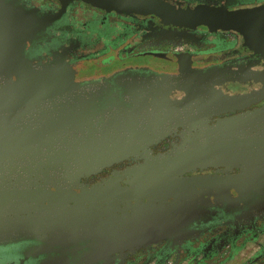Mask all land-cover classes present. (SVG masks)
I'll list each match as a JSON object with an SVG mask.
<instances>
[{"label": "flooded vegetation", "instance_id": "flooded-vegetation-1", "mask_svg": "<svg viewBox=\"0 0 264 264\" xmlns=\"http://www.w3.org/2000/svg\"><path fill=\"white\" fill-rule=\"evenodd\" d=\"M135 119L165 134L69 177ZM263 227L264 0H0V264H264Z\"/></svg>", "mask_w": 264, "mask_h": 264}, {"label": "water", "instance_id": "water-1", "mask_svg": "<svg viewBox=\"0 0 264 264\" xmlns=\"http://www.w3.org/2000/svg\"><path fill=\"white\" fill-rule=\"evenodd\" d=\"M186 84H184V87H199V83H193L189 84L188 80L190 79L189 75H186L185 77ZM194 79H201L199 76H194ZM212 85V84H211ZM210 84L205 83V86L203 88V93H212V86ZM172 86V84L167 85L165 88L166 91L162 93H166L169 88ZM211 88V89H210ZM136 88H133V93L137 95L138 93L136 92ZM218 94V93H217ZM94 95V94H91ZM217 96V99L212 101L213 105L216 106L218 104H237V102L240 103L242 99H244L242 96H227L219 93ZM242 102V101H241ZM248 101H243V105L246 104ZM117 111H121L122 109L117 108ZM125 124V123H124ZM126 125V124H125ZM116 131L113 132L112 136H115V144H111L110 146H105L104 148H99L96 151V154L92 155V157H88V160L84 163L83 168H73L72 166L69 165V177H73L77 179L78 175L84 170L86 172L89 171H94L93 168H97L100 165H104L108 162L111 161H117L120 158L125 157L128 154L138 152L141 148L144 146L147 147L150 143L154 141V139H158L159 137L163 136L165 133L164 132H152V133H146V131H143L140 129L136 119L131 125L127 126V130L130 132L128 135H126L122 130L120 125H116ZM103 139V135L99 136V140ZM196 142L195 144H193ZM187 143L192 144L194 146H199L196 140L192 141H187ZM68 152L69 154L72 153V156H75L78 151L76 148V144H71L68 147ZM190 151L185 150L184 152L180 153V165H185L190 159ZM89 153H87L88 156ZM85 157L86 154L84 155ZM70 158V155H69ZM94 158V159H93ZM78 174V175H77ZM83 211L82 207L79 206V204H75L72 207H69L68 210L59 213V212H53L52 217H51V227L52 229H65L68 233H71L73 231H76V229L79 226H83L86 223L85 217L81 214ZM84 217V220L83 219ZM223 219H231L233 218L232 214L224 213L222 216ZM36 219V220H35ZM24 221L28 223H34L36 221L37 224L41 225L43 227L44 225V217H43V212L39 215L36 216L33 213H30L26 210V218L23 219ZM220 221V218L217 217L216 215L213 216L212 219L208 221L209 227H213ZM77 224H82V225H77ZM264 228V227H263ZM164 231L167 230V227H164ZM262 236H264V229L261 230ZM155 259L154 257H151L149 261H152Z\"/></svg>", "mask_w": 264, "mask_h": 264}]
</instances>
